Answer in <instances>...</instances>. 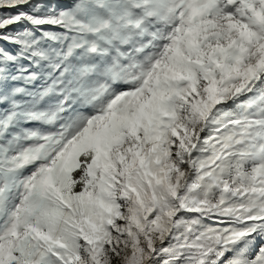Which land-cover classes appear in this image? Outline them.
<instances>
[{
  "label": "snow or ice",
  "instance_id": "6c2138e0",
  "mask_svg": "<svg viewBox=\"0 0 264 264\" xmlns=\"http://www.w3.org/2000/svg\"><path fill=\"white\" fill-rule=\"evenodd\" d=\"M0 264H264V0H0Z\"/></svg>",
  "mask_w": 264,
  "mask_h": 264
}]
</instances>
